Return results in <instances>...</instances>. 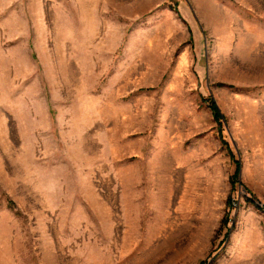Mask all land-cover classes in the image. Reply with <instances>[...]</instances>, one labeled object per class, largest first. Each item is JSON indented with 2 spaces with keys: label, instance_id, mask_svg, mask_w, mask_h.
Here are the masks:
<instances>
[{
  "label": "rangeland",
  "instance_id": "374dc122",
  "mask_svg": "<svg viewBox=\"0 0 264 264\" xmlns=\"http://www.w3.org/2000/svg\"><path fill=\"white\" fill-rule=\"evenodd\" d=\"M200 261L264 264V0H0V264Z\"/></svg>",
  "mask_w": 264,
  "mask_h": 264
},
{
  "label": "trees",
  "instance_id": "16d2710c",
  "mask_svg": "<svg viewBox=\"0 0 264 264\" xmlns=\"http://www.w3.org/2000/svg\"><path fill=\"white\" fill-rule=\"evenodd\" d=\"M209 106H210V108H211V110H212L214 120H215L217 123H219V122H220V118H221V113H220V111L218 110L217 106L215 105V102H214L213 99H211V98H209ZM234 162H235V171H234V173L232 174V176L230 177V178H231L230 182H231L232 185H233L234 182H235V179H236L237 174H238V169H239V166H240V164H239L236 160H234ZM232 177H233V178H232ZM249 201L254 202L253 197H251V198L249 199ZM227 203H229V201H227ZM198 264H203V261H200Z\"/></svg>",
  "mask_w": 264,
  "mask_h": 264
}]
</instances>
